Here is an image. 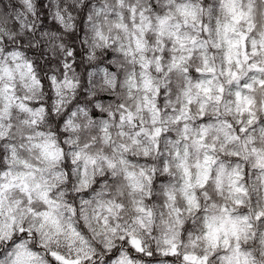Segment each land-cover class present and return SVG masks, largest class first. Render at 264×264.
<instances>
[{"label": "clouds", "instance_id": "clouds-1", "mask_svg": "<svg viewBox=\"0 0 264 264\" xmlns=\"http://www.w3.org/2000/svg\"><path fill=\"white\" fill-rule=\"evenodd\" d=\"M0 264H264V0H0Z\"/></svg>", "mask_w": 264, "mask_h": 264}]
</instances>
